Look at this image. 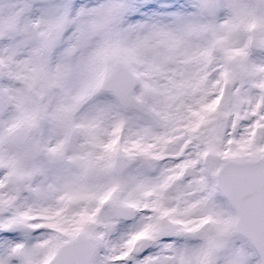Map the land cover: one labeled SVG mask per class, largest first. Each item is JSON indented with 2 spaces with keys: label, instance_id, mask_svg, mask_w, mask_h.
I'll return each instance as SVG.
<instances>
[{
  "label": "snow or ice",
  "instance_id": "obj_1",
  "mask_svg": "<svg viewBox=\"0 0 264 264\" xmlns=\"http://www.w3.org/2000/svg\"><path fill=\"white\" fill-rule=\"evenodd\" d=\"M0 264H264V0H0Z\"/></svg>",
  "mask_w": 264,
  "mask_h": 264
}]
</instances>
